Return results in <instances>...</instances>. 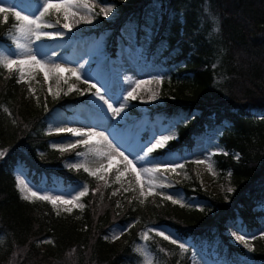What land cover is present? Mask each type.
I'll list each match as a JSON object with an SVG mask.
<instances>
[{
	"label": "trees",
	"instance_id": "obj_1",
	"mask_svg": "<svg viewBox=\"0 0 264 264\" xmlns=\"http://www.w3.org/2000/svg\"><path fill=\"white\" fill-rule=\"evenodd\" d=\"M98 1L115 9L110 18L96 16L85 32L91 43H102L108 56L122 46L137 48L139 60L164 77L161 104L129 101L125 120L138 121L137 109L144 108L145 123L173 127L177 138L150 156L155 163L185 164L188 179L174 187L191 206L157 198L118 208L109 185L68 167L80 147L61 152L47 133L56 116L70 121L79 109L89 112V94L60 91L35 101L16 72L0 66V264H140L137 242L152 264H191L194 253L213 264H264V238L253 235L264 228V0ZM13 2L23 12L39 6L38 0ZM15 24L11 15L0 20V42H11ZM146 125L135 133L140 140L147 138ZM208 135L229 153L211 159L215 170L227 172L231 193L205 191L190 172L195 140ZM16 167L38 188L71 193L87 184L85 207L58 215L47 201L23 200ZM113 225L127 228L123 242L105 239ZM160 226L185 250L154 232L147 242L141 238ZM230 226L249 238L252 251L230 240Z\"/></svg>",
	"mask_w": 264,
	"mask_h": 264
},
{
	"label": "rangeland",
	"instance_id": "obj_2",
	"mask_svg": "<svg viewBox=\"0 0 264 264\" xmlns=\"http://www.w3.org/2000/svg\"><path fill=\"white\" fill-rule=\"evenodd\" d=\"M87 3L93 4L94 13L100 12V7L104 6L106 3L99 2L98 0H87ZM37 9H31L29 7L28 11L23 13L36 15L38 14ZM103 18V14H100ZM113 13L110 14L112 17ZM4 14H0V20H3ZM46 21L55 25L53 28L45 29V31H56L62 30L59 29V25L64 23L63 13H58L56 11H51L50 15L44 17ZM95 27V19L91 24L81 23L72 29L70 32H66L63 38H59L56 40H42L36 42L35 44H30V41L26 37H20V43L28 44L31 47L36 48L41 51L45 55H49L52 51H56L58 53L57 57H50L51 59L56 60L57 62H63L69 66H77L80 63L85 64V68L83 72L96 80H99L101 83L105 85L108 89V95L112 97L114 101H119V98L122 97V94L128 90L130 85L137 79L147 80L152 76H158L157 69L154 66H150L148 63H145L139 60L138 49L137 48H129L126 46H122V48L117 51L115 56H108V53L103 47L102 43H98L93 45L91 43V37L89 34L85 32L91 28ZM16 35L14 33L11 36L10 43H2L0 42V53H13L17 51L15 48V44L13 42L12 37ZM126 39L130 41L131 34L126 35ZM15 71V70H14ZM16 72V71H15ZM67 77V83L64 80H61L59 84L56 83L54 78H49L47 81L44 78V74L42 72H38L34 74V78L30 79L27 76L25 80L27 82L22 81L25 86L27 93L35 99L38 100L45 99L48 95L52 96L57 91L68 92L70 86H74V88H79L81 90L85 89L87 85L77 81L75 77L70 76V74H63ZM16 76L19 79V73L16 72ZM160 84H156L155 82L151 84L142 85L140 89H138L139 99L135 100L138 103L146 104V105H157L161 104V97L159 92ZM32 89L29 91V89ZM49 88L52 89V93H49ZM149 90L157 92L158 98L155 101H149L148 95ZM93 91H95L93 89ZM88 94V93H87ZM101 102L94 100V98L89 94L88 96V106L90 107V111L88 112L85 108L79 109L69 118L68 121L66 118H61L56 116L53 120V123L50 124V128L47 131L48 134L55 136L56 138H52L50 141L53 144H67L75 142L76 139H82V137H73L68 133H57L56 129L61 127H74V128H95L97 131H104L109 135V138L116 144H118L122 150L125 151L126 154H129L130 158L143 156L146 148L151 145V143L155 142V139H158L161 135L167 134H175V130L170 124L165 126H161L158 124H150L145 123L144 116L136 121L133 117L125 120L126 118V109L125 112L121 114V117L113 119L111 114L107 112L106 106L104 108L100 107ZM139 114H142L144 108H138ZM116 123H120L118 126H115ZM147 124V125H146ZM144 125L150 126L148 130L147 138L144 140H140L135 133L140 130ZM176 135V134H175ZM80 149L75 151V159L70 163H87L90 168L98 167L96 162L97 158L88 153V149L85 146H79ZM77 149V148H76ZM221 147L215 141V137L212 135H208L205 139H196L192 148L191 154V162L196 159H201L206 156L207 153L220 150ZM75 149H69L67 151H74ZM106 150V148H105ZM83 152L85 155L78 156L76 153ZM164 162H172V163H181L177 160H165ZM212 162V159H211ZM155 163L150 154L144 158V160H137L138 167H151L152 164ZM213 164V162H212ZM119 166L121 170H123V164L119 163L117 160L114 163L112 170L105 176V180H107V185L110 186V193L117 196V202L120 205L129 204L131 201L132 204H140L138 189L136 192H124L121 187V183L124 187H128V181L132 180L134 184V176L130 173H125V176L122 178L121 183L115 182V167ZM176 173H164V176L167 178L166 182L171 183L173 187L170 190L164 191L162 189H158V191H163L167 194L178 195L180 198V192L178 189L174 187L175 182H182L183 180L188 179V173L185 168L178 169ZM191 174L195 177L196 181L205 191H208L215 195H223L227 192V188L230 187L228 181V174L220 173L214 169L213 172L210 173L208 168L204 164H194L191 166ZM22 177L24 181L33 189L38 191L41 194H57L64 195L70 198L71 195L75 194L79 189L71 193H65L57 188L44 189L38 188L32 184V182L26 177L22 170L19 168L14 169V177L15 181L17 177ZM96 178V177H95ZM96 180H98L96 178ZM100 183L105 184L103 180H98ZM119 189V191H117ZM19 191V190H18ZM20 196L23 194L20 193ZM157 198H162L161 196H149L145 199V203L154 202ZM35 199V198H31ZM29 199V200H31ZM81 202V201H80ZM52 206V205H51ZM60 207L53 208V210L59 214H65L67 212L60 211ZM78 209V208H74ZM73 209V210H74ZM158 229L163 230L166 234H171L174 237V234L171 229L166 226H160ZM123 231V234L120 235L119 239L114 240L115 243H121L125 239L127 228L121 227L119 225H113L110 227L109 232L107 234L108 237H111L113 233L119 234ZM261 231H264L263 227L256 229L253 235H259ZM233 232H237L238 234H242L236 228L230 226L227 228V234L230 240L234 243L241 244L237 242L232 236ZM260 236V235H259ZM247 237V236H246ZM248 238V237H247ZM110 241H113L109 238ZM138 246H141V243L137 242L134 244V249L136 250ZM148 253V252H147ZM141 254V253H140ZM142 261L140 264H145V257L141 254ZM148 258L150 259V254L148 253ZM191 264H213L200 255L194 253L192 254Z\"/></svg>",
	"mask_w": 264,
	"mask_h": 264
},
{
	"label": "snow or ice",
	"instance_id": "obj_3",
	"mask_svg": "<svg viewBox=\"0 0 264 264\" xmlns=\"http://www.w3.org/2000/svg\"><path fill=\"white\" fill-rule=\"evenodd\" d=\"M38 3V14L31 15L23 13V10H17V5L13 0H0V14H4L5 21L7 20L8 15L15 18L16 24L14 25V28L16 35H14L12 39L15 48L17 49V51L13 53H0V66L9 72H12L13 70L18 72L19 79L17 80V83L22 81L27 82L25 80L26 76L33 79L34 74L38 72L44 74L46 81L51 77L56 80L57 84H59L61 80H64V82L67 83V77L63 74L68 73L70 76L75 77L77 81L87 85L83 90L70 86L69 92L75 90L79 92L81 96H84L86 93L91 94L94 100L101 102V108L106 106L107 112L111 114L113 119L121 117V114L125 112L129 101H135L140 98L138 89H140L142 85L151 84L153 82L156 84L163 83V76H152L147 80L137 79L130 85L128 90L122 94V97H120L117 102L108 95V89L103 83L83 72V69L85 68L84 63H80L77 66H69L63 62H57L50 58L58 56L56 51H52L49 56L28 44L20 43V37L28 38L30 44H35L36 42L45 39L56 40L63 38L66 32L72 31V29L78 24H91L96 16L100 14H103L105 18H108L115 9V5L113 4H105L100 7L99 13H94V5L87 3V0H38ZM53 10L58 13H63L64 23L60 24V22L57 21L59 29L62 30L45 31V29L55 27V25H52L44 19V17L50 15ZM204 11L207 13L209 10L205 7ZM213 19H215V17H213ZM214 30L218 31L219 29L216 28ZM93 89L95 91H93ZM31 90L32 89L30 88L29 91ZM49 93H52L51 88H49ZM59 94V91H57L54 95L58 97ZM64 95H68V93L65 92ZM157 98L158 93L149 90L148 100L155 101ZM56 132L68 133L73 137H82V139H76L75 142L62 145L53 144V148H58L63 152L69 149H76L79 146H85L88 149V153H91L97 158L96 162L98 167H95L94 169L90 168L87 163H70L68 165L69 168H82L89 176L96 177L98 180H103L107 185L105 176L112 170L114 163L118 160L119 163L123 164V170H121L119 166L115 167V182L121 183L125 173H130L134 176V184L132 180H129L128 187H124L122 183L121 187L124 192H136L138 189L139 196L137 198L141 205L145 203V199L149 196H161L163 200L171 201L174 205L179 204L181 207L191 206L186 205L178 195L158 191V189L173 187L171 183L166 182L167 178L164 176V173H176L179 175L177 170L185 168L184 163L156 162L153 163L151 167L137 166V160H144L149 154H152L157 150L166 149L169 142L177 138L175 134L161 135L158 139H155V142L151 143V145L146 148L143 156L130 158L129 154H126L118 144L114 143L104 131H97L95 128L61 127L57 128ZM218 154L229 155L227 152L216 150L207 153L204 158L192 161V163L197 165L204 164L207 166L208 171L212 173L213 164L211 162V157ZM76 155L83 156L85 153L78 152ZM3 156L4 153L0 152V158ZM233 158L238 160L240 156L237 153ZM229 175H231V173H229ZM16 187L19 192L23 194L21 197L23 200L28 201L31 198H35L36 200L47 201L54 208L62 206L60 207V211L67 213H71L74 208L82 210L85 205L80 201L83 197L89 195V187L87 184L83 185L77 192H75V194L71 195L70 198L57 194H41L38 191L33 190L26 181L19 176L16 178ZM117 191H119V189H117ZM232 191L233 189L231 187L227 188V192L231 193ZM115 194L116 193L114 192L113 195ZM129 203H131V201H129ZM116 206L119 208L121 205L117 202ZM196 207L201 211L204 210L200 206ZM57 214L59 215V211ZM132 226L133 225H129L128 227L131 228ZM153 232L157 236L162 237L165 241L177 245L181 251L185 250L186 246L182 242L172 237L171 234H166L163 230L158 228H148L141 233V238L147 242L149 240V234ZM122 234L123 231L119 234L113 233L111 237L105 236V239L107 240L111 238L114 241L119 239ZM259 235L261 238H264V231H261ZM232 236L237 242L243 244L245 248H248L249 251L253 250L249 247V238L245 235L233 232ZM251 239H256V237L253 236ZM44 242L50 243V241ZM136 251L145 257V264H152L145 248L138 246Z\"/></svg>",
	"mask_w": 264,
	"mask_h": 264
}]
</instances>
